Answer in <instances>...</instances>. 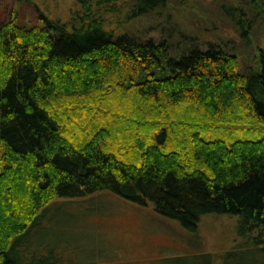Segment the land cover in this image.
Returning <instances> with one entry per match:
<instances>
[{"label":"trees","instance_id":"obj_1","mask_svg":"<svg viewBox=\"0 0 264 264\" xmlns=\"http://www.w3.org/2000/svg\"><path fill=\"white\" fill-rule=\"evenodd\" d=\"M169 1L76 0L69 23L0 22V264H65L43 240L54 214L101 191L189 233L235 217L232 246L191 264H264V48L242 71L217 43L139 34ZM223 10L248 38L240 5Z\"/></svg>","mask_w":264,"mask_h":264},{"label":"rangeland","instance_id":"obj_2","mask_svg":"<svg viewBox=\"0 0 264 264\" xmlns=\"http://www.w3.org/2000/svg\"><path fill=\"white\" fill-rule=\"evenodd\" d=\"M231 4L248 14V38L225 14L223 6ZM77 6L76 0H0V22L31 25L43 14L69 23ZM262 17L247 0H170L167 9L139 20L135 29L160 40L173 28L182 41L200 48L208 41L217 43L236 55L245 71L255 63L256 48H264ZM67 202L58 207L51 234L43 239L66 254L65 264H191L203 254L224 252L237 238L235 217L203 216L196 232L189 233L156 214L150 203L139 206L108 191Z\"/></svg>","mask_w":264,"mask_h":264}]
</instances>
